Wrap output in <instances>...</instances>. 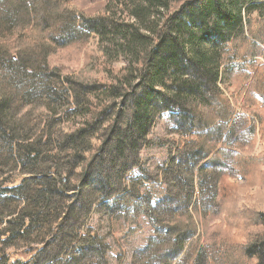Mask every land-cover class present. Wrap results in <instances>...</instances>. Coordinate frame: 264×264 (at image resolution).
Returning <instances> with one entry per match:
<instances>
[{"label":"trees","instance_id":"1","mask_svg":"<svg viewBox=\"0 0 264 264\" xmlns=\"http://www.w3.org/2000/svg\"><path fill=\"white\" fill-rule=\"evenodd\" d=\"M255 10L264 19V0H105L93 13L75 0H0V264H108L104 237L87 223L96 208L112 234L139 214L154 218L140 175L127 176L142 171L140 152L155 141L174 155L165 176L181 184L187 202L196 177L200 186L218 157L232 161L222 144H248L255 125L234 116L218 83L240 80L248 111L264 104V80L244 71L258 70L247 60L256 48L250 38L264 42V22L252 28L243 15ZM91 33L97 53L85 72L103 78L50 66L53 51ZM119 57L125 65L116 70ZM164 113L172 126L166 143L150 138ZM196 222L172 214L138 252L140 264H172L181 254L180 264H264V235L237 249L226 240L199 247ZM252 223L264 226V214ZM19 255L28 263L14 260Z\"/></svg>","mask_w":264,"mask_h":264},{"label":"rangeland","instance_id":"2","mask_svg":"<svg viewBox=\"0 0 264 264\" xmlns=\"http://www.w3.org/2000/svg\"><path fill=\"white\" fill-rule=\"evenodd\" d=\"M104 1L75 0V4L85 12L93 13L101 9ZM243 15L252 19V28H256L264 22V19L259 18V11L255 10L248 14L244 12ZM87 37L83 43L68 44L53 51L48 57L50 66L59 68L64 74L82 73L83 78H103V73L85 72L86 65L97 53L96 35L91 33ZM247 41L249 42V40ZM250 43L255 44L256 48L249 54L247 60L253 62L258 70L255 73L254 67L250 66L244 71L250 80L254 77L257 83L262 82L261 79L264 80V42L260 43L250 38ZM248 47L249 45L246 43L244 49ZM124 65L123 57L115 59L112 63V67L116 70ZM260 76L262 78H259ZM218 86L223 96L231 98L235 108L234 116L238 118L247 114V118L253 119L255 132L251 135V140L247 144L244 139L240 138L237 143L230 145L231 147L222 144L223 148H231V151H234L231 156L232 161L227 160L228 158L224 156L218 157L220 165L218 164L219 166L212 171L206 169V181L200 186L196 177L195 191L188 202L187 199L185 200L181 184H174L171 178L165 176V168L174 159V155L163 145V142L155 141V145L143 149L139 155L142 171L139 170L141 171L139 173L136 170L127 178L140 175L142 181L138 183L137 187L141 193L146 192L151 196L154 218L151 220L148 216L139 214L137 218L127 220L126 225L128 226L125 229L112 234L110 221L106 218L105 211L96 208L87 223L88 226L95 228L101 237H104L105 245L108 248L105 257L108 264H140L139 257L141 255L139 253L141 252L139 251L146 248L151 239H157L164 233L163 223L171 218L172 214L176 215L181 212L190 213L193 220L197 221V230L193 239L199 247L205 246V243H218L221 240H226L228 246L237 249L246 242L264 235V226L252 223L254 215L264 214V104L253 102V106L248 111L247 106L242 105L241 99L237 96L240 90V80L238 79H234L231 85L218 83ZM251 93L257 94L258 91L253 88ZM253 112H256L258 117H251ZM170 118L169 113L159 116L152 128L151 139L161 138L165 143L166 140H171L167 134L172 127ZM235 136L236 133L232 135V138ZM195 164L196 161L193 165ZM195 168L193 171L196 170ZM216 169H222L220 175H224L222 181L217 184L213 177ZM236 169L241 176L236 172ZM218 201H220V208L216 204ZM183 202L188 204L182 206ZM190 242L187 239L182 242V245L185 246L184 250L190 245ZM29 259L30 256L23 255L14 258V260L25 263H28ZM184 261L185 255L181 254L172 261V264H180ZM62 264L67 263L62 262ZM210 264L215 263L210 261Z\"/></svg>","mask_w":264,"mask_h":264}]
</instances>
